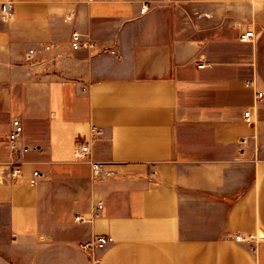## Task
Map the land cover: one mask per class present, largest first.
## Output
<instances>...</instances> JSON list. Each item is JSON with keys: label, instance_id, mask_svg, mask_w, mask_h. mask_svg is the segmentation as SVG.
Returning a JSON list of instances; mask_svg holds the SVG:
<instances>
[{"label": "crops", "instance_id": "obj_1", "mask_svg": "<svg viewBox=\"0 0 264 264\" xmlns=\"http://www.w3.org/2000/svg\"><path fill=\"white\" fill-rule=\"evenodd\" d=\"M263 90L264 0H0V264H264Z\"/></svg>", "mask_w": 264, "mask_h": 264}, {"label": "built area", "instance_id": "obj_2", "mask_svg": "<svg viewBox=\"0 0 264 264\" xmlns=\"http://www.w3.org/2000/svg\"><path fill=\"white\" fill-rule=\"evenodd\" d=\"M89 2H93L95 0H88ZM148 10L147 6H143L141 8V14H145ZM13 11V4L10 2L4 3L2 5V16L4 19H9L12 16ZM68 19H71L69 17ZM255 31L252 28L244 29L240 35V41L243 43L253 42L255 40ZM71 48L73 50H79L82 48H90L93 49L96 46L94 41H83L81 34L78 32H74L71 36L70 41ZM49 49V48H46ZM39 52L36 50H29L27 53V57L29 60H32ZM112 55H116L120 57L116 53V51H111ZM256 99L258 102H262L264 100V90L257 92ZM244 119L246 122L251 123L253 121L251 111L247 110L244 112ZM96 128H93V133H96ZM23 133L24 127L20 119H14L12 122V131L9 134L8 138V147L10 150L11 158L6 163V165L0 166V183L3 182L4 175H5V167H9L10 169V176L12 180H20L23 175L22 171V160L25 155L28 154H41L44 152V148L37 144H28L23 141ZM76 157L79 160L88 161L91 166L92 171V178L94 181L102 180L105 177L106 172L104 170V165L98 162L91 160V146L89 142H79L76 148ZM38 171H34L33 175L35 177L39 176ZM103 209V205L99 204L97 206V211H101ZM76 221H84L81 217H76ZM238 242H255L256 236H242L238 235L235 238ZM110 242H112L111 238L108 236H99L92 240L89 243L83 245L84 250H101L105 248Z\"/></svg>", "mask_w": 264, "mask_h": 264}]
</instances>
